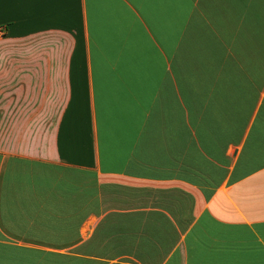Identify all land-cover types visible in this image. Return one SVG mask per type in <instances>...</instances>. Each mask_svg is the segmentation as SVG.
Listing matches in <instances>:
<instances>
[{
  "label": "crops",
  "instance_id": "crops-1",
  "mask_svg": "<svg viewBox=\"0 0 264 264\" xmlns=\"http://www.w3.org/2000/svg\"><path fill=\"white\" fill-rule=\"evenodd\" d=\"M0 264H264V0H0Z\"/></svg>",
  "mask_w": 264,
  "mask_h": 264
},
{
  "label": "built area",
  "instance_id": "built-area-1",
  "mask_svg": "<svg viewBox=\"0 0 264 264\" xmlns=\"http://www.w3.org/2000/svg\"><path fill=\"white\" fill-rule=\"evenodd\" d=\"M5 35V30L0 28V38H2Z\"/></svg>",
  "mask_w": 264,
  "mask_h": 264
}]
</instances>
